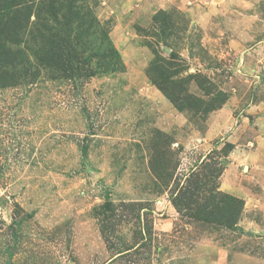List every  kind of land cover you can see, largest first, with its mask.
I'll return each mask as SVG.
<instances>
[{
  "label": "rangeland",
  "instance_id": "obj_1",
  "mask_svg": "<svg viewBox=\"0 0 264 264\" xmlns=\"http://www.w3.org/2000/svg\"><path fill=\"white\" fill-rule=\"evenodd\" d=\"M49 4L100 27L71 55ZM15 9L0 28V264H264V0ZM227 195L235 229L206 221Z\"/></svg>",
  "mask_w": 264,
  "mask_h": 264
},
{
  "label": "trees",
  "instance_id": "obj_2",
  "mask_svg": "<svg viewBox=\"0 0 264 264\" xmlns=\"http://www.w3.org/2000/svg\"><path fill=\"white\" fill-rule=\"evenodd\" d=\"M25 1L26 0H0V28L2 30H5L6 32L12 31L10 26L7 25L8 18L12 15L13 12L18 10L15 8L23 5ZM72 7H73V5H68V6H65L64 9L61 7L59 8V9H63L62 13H63V11H66L65 15H64L63 22L60 20L61 23L58 21L57 16L54 14V10H53L54 5L49 4V6L46 7V9H47L46 12L50 16L49 20L53 21V22L52 21L48 22V25L51 27L52 32L58 31L57 33H53V36H58V35H60L59 33H61L62 38H61V36H59L60 41L61 42L66 41V46L68 47V51L71 55L74 54V52L76 51V48L74 47L75 43H73L71 41L72 40L71 36H74V38L77 42H81L79 40V34H81L82 36L87 35L90 33L89 30L91 28L95 27L94 31H95V29H96V31H98V27H100V23L93 16H92L93 17L92 23H90L89 21L86 20L87 16H86V14L83 13V9L81 6H79L78 9H71ZM31 12H32V10H31ZM35 13L38 17H42V10H40V9L36 10ZM31 15H32V13H30V11L26 12V14H25L26 17H24L21 20L20 26H21V23L23 21L29 23V18ZM62 17H63V15H62ZM156 20H157V16L155 17L154 21H156ZM9 22L13 24V26L11 25V27H12V29H14L15 25L19 22V20H17V16H15V18H12L11 20H9ZM77 22H78V24H77L76 29H72L71 27H73L74 24ZM88 22H89L90 27L89 28L83 27L84 24L86 25V23H88ZM46 29H48V27H46ZM38 34H41L40 35L41 38H46V35L44 33H42V31L40 29L38 30ZM54 43L55 42H53L52 45ZM57 47H59L58 44L52 46V51L57 49ZM112 48H113L112 49L113 52H115V54H116V50L114 49V47H112ZM46 56H47V53H46ZM48 57L51 58L52 56L48 55ZM116 58H117V60H119V56H117ZM69 70H71V69H69ZM154 83L158 86V88L161 90V92L172 103L176 104L178 99H176L174 97V93H172V91H174V87L172 89L169 87L170 86L169 83H173L172 81H169V79H161V81L155 80ZM0 86H3V85H0ZM227 197L229 198V200L226 201L227 203L224 202L226 204V206L225 207L224 206H216V205L213 206V208L211 210L212 212H210V214H208L206 216V221L222 225V226L229 228V229H235L237 222H238V217L241 214L242 206H239V205L234 203L236 201H235V198L233 196L227 195ZM237 202H239V201H237Z\"/></svg>",
  "mask_w": 264,
  "mask_h": 264
}]
</instances>
